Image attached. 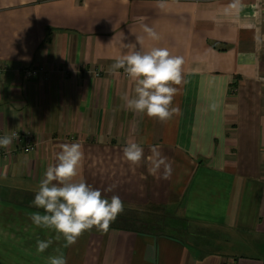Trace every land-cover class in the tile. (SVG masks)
Masks as SVG:
<instances>
[{
	"label": "crops",
	"instance_id": "crops-1",
	"mask_svg": "<svg viewBox=\"0 0 264 264\" xmlns=\"http://www.w3.org/2000/svg\"><path fill=\"white\" fill-rule=\"evenodd\" d=\"M156 3L0 0V137L18 131L34 144L0 147V264H48L57 248L67 264H264V0ZM121 42L184 58L178 115L126 107L134 82L108 71L128 51ZM20 66L41 71L25 78ZM131 142L144 149L139 166L123 156ZM65 143L84 153L74 179L124 210L106 233L94 226L37 253V239L56 233L33 224L44 210L32 201ZM153 145L172 165L167 180L148 173Z\"/></svg>",
	"mask_w": 264,
	"mask_h": 264
},
{
	"label": "clouds",
	"instance_id": "clouds-1",
	"mask_svg": "<svg viewBox=\"0 0 264 264\" xmlns=\"http://www.w3.org/2000/svg\"><path fill=\"white\" fill-rule=\"evenodd\" d=\"M156 7L166 10V0H157ZM240 7V0H232L227 9ZM226 9V10H227ZM144 31L153 40H158L157 33L147 26ZM259 41V37L257 38ZM138 43L141 41L137 38ZM128 51L116 58L108 71L115 73L123 69L124 73L134 82L132 98L125 95L126 107L134 112L145 113L149 118L167 121L178 115L180 109L172 106L178 92L177 87L182 82V56L172 55L167 48L153 47L148 51L138 50L135 43L123 44ZM218 105L212 103L210 110L215 111ZM18 139L16 133L0 137V147L7 148ZM57 153V163L50 165L40 181L39 189L32 204L44 210V214L34 212L30 219L38 228L55 231L54 237L47 240L37 239V253L45 252L54 242L63 238V248L75 244L77 239L94 226L98 231L106 233L110 224L123 212L124 205L119 196L113 195L110 200L102 196L101 191L93 189L82 178L76 181L84 153L79 143L60 145ZM159 145L151 146V155L147 157L148 173L156 176L161 172V179H169L172 165L163 156ZM123 156L132 165L139 166L144 158V149L135 142L128 143L123 148ZM55 182V183H54ZM106 191H111V188ZM57 255L47 258L48 264H67V259L60 248L55 249Z\"/></svg>",
	"mask_w": 264,
	"mask_h": 264
},
{
	"label": "built area",
	"instance_id": "built-area-1",
	"mask_svg": "<svg viewBox=\"0 0 264 264\" xmlns=\"http://www.w3.org/2000/svg\"><path fill=\"white\" fill-rule=\"evenodd\" d=\"M7 70H8V65L6 63L0 62V74L6 73ZM16 71L22 73V75L25 76V78H32V77H35L39 73V71H41V69L25 68L23 66H20V67L16 68ZM125 76H126V74H125ZM13 132L18 135V139H13V142L19 143L20 141L24 140L25 144L21 148V150L26 154L32 152L34 149V144H33L32 138L30 136L23 135L18 131H13ZM13 132L9 133L8 135H11ZM0 136H2L1 132H0ZM5 156H6V152L0 151V158H3Z\"/></svg>",
	"mask_w": 264,
	"mask_h": 264
},
{
	"label": "rangeland",
	"instance_id": "rangeland-1",
	"mask_svg": "<svg viewBox=\"0 0 264 264\" xmlns=\"http://www.w3.org/2000/svg\"><path fill=\"white\" fill-rule=\"evenodd\" d=\"M191 227L193 228L192 231L198 233L200 238L203 237L202 239H204L205 235L207 234L206 231H209L212 234L214 233L213 231H210V230H203V229H200V228H194L193 226H191ZM191 227H190V229H191Z\"/></svg>",
	"mask_w": 264,
	"mask_h": 264
}]
</instances>
